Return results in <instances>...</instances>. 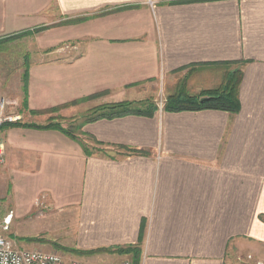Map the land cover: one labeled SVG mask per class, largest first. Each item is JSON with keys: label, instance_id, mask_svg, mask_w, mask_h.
Returning <instances> with one entry per match:
<instances>
[{"label": "crops", "instance_id": "1", "mask_svg": "<svg viewBox=\"0 0 264 264\" xmlns=\"http://www.w3.org/2000/svg\"><path fill=\"white\" fill-rule=\"evenodd\" d=\"M40 26L74 42L31 63L10 105L38 121L21 124L66 104L141 112L85 115L74 138L1 130L0 174L25 176L30 202L45 194L46 234L89 264H239L244 239L264 243V0H0V38ZM238 66L235 113L154 99L158 85L202 97Z\"/></svg>", "mask_w": 264, "mask_h": 264}, {"label": "rangeland", "instance_id": "2", "mask_svg": "<svg viewBox=\"0 0 264 264\" xmlns=\"http://www.w3.org/2000/svg\"><path fill=\"white\" fill-rule=\"evenodd\" d=\"M87 19L89 18H72L61 24L76 25ZM50 29H52L51 26H40L0 38V97L8 99L10 102L17 95H24V82L31 63H38L44 60L48 61L54 58L58 59L59 50H61V56L66 53V56L70 57V48L74 40H59L57 42L59 33L57 31L53 33ZM45 43L46 45L44 46L43 44ZM76 51L72 50L71 54ZM233 71L240 72V67L238 66L228 71V73ZM224 82L225 76L222 77L220 86ZM182 89L177 87L175 92L168 94V91L171 92L169 86L164 89L163 86L158 85L154 99L160 105H165L169 97L178 96L180 92H183ZM204 93L202 97H204ZM152 99L153 97H149L146 99L148 100L146 102L152 104ZM11 106L9 105L7 112L16 113V109H19V107L16 108L13 105L15 108L13 112ZM68 106L69 104H66L47 109L42 116L44 118V124L56 123L75 134L77 129L76 123L80 122L85 115H89L92 110L88 114L81 112V110L86 108L83 107L82 109H76V112L62 114L61 111ZM20 121L27 123L28 121H38V119H28L26 115H23L17 122ZM3 129V126L0 127V134ZM96 149L97 146L92 148L93 151ZM22 178L26 179L25 176H17L15 174L13 178L9 173L0 174V235L11 239L17 247L56 251L65 256H70L71 253L76 254L77 251L73 248L61 245L51 235L46 234L45 194H40L38 198L30 202L27 188L21 182ZM7 214H11V220L8 228L3 229L2 220ZM262 220L264 221V216ZM243 243L242 256L235 257V260L239 264H264V243L254 245L247 239H244ZM250 249L253 250V253H251ZM109 251L112 250L110 249Z\"/></svg>", "mask_w": 264, "mask_h": 264}, {"label": "trees", "instance_id": "3", "mask_svg": "<svg viewBox=\"0 0 264 264\" xmlns=\"http://www.w3.org/2000/svg\"><path fill=\"white\" fill-rule=\"evenodd\" d=\"M27 76H28V72L26 74V78L24 82V94L26 92ZM239 83H240V72L233 71L231 73H227V75L225 76V82L221 86L215 89L208 90L204 93L203 96L207 97L206 99L200 100V97L189 96L186 93L180 92L178 96L169 97L164 107L169 110L211 108V109H221L224 111L235 113L238 111L240 105L238 98ZM23 105H25V103ZM142 105L151 106V104H149L148 102H143ZM135 108L136 107L132 102L113 103L92 109L90 114L86 115V117L87 120L90 121L101 117H114L131 112L141 113L138 110H135ZM19 125H25V126L28 125L38 128L60 130L72 138L75 137V134L71 132L69 129L62 128L59 124L56 123L37 126L33 124H21L20 122L16 121L11 123L5 122L2 125H0V127L3 126V128H7V127L19 126ZM131 249L122 247V248H116L112 251L118 253H124L127 251H131ZM137 263H138L137 259L134 260L133 264H137Z\"/></svg>", "mask_w": 264, "mask_h": 264}, {"label": "built area", "instance_id": "4", "mask_svg": "<svg viewBox=\"0 0 264 264\" xmlns=\"http://www.w3.org/2000/svg\"><path fill=\"white\" fill-rule=\"evenodd\" d=\"M10 102L0 97V125L5 122L20 120L19 113L7 112ZM5 161V148L0 141V166ZM11 220V214L5 215L2 220V228L7 229ZM0 264H89L78 257H68L56 251H44L41 249H27L17 247L14 242L0 235ZM129 264V263H123Z\"/></svg>", "mask_w": 264, "mask_h": 264}, {"label": "water", "instance_id": "5", "mask_svg": "<svg viewBox=\"0 0 264 264\" xmlns=\"http://www.w3.org/2000/svg\"><path fill=\"white\" fill-rule=\"evenodd\" d=\"M206 98H207V97H201L200 100H204V99H206Z\"/></svg>", "mask_w": 264, "mask_h": 264}]
</instances>
